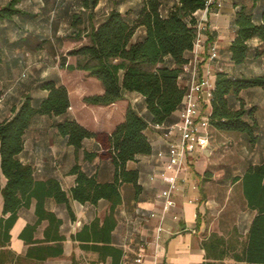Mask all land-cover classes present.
<instances>
[{
    "label": "crops",
    "instance_id": "1",
    "mask_svg": "<svg viewBox=\"0 0 264 264\" xmlns=\"http://www.w3.org/2000/svg\"><path fill=\"white\" fill-rule=\"evenodd\" d=\"M100 1L97 5L84 9L82 13V25L85 27L87 22L85 29L80 27L83 36L107 15L101 17L97 13ZM176 1L178 0H165V6L169 7ZM22 7L33 16L22 14L13 19L0 17V120L13 117L27 95L36 100L45 98L48 95V90L43 87L45 81L55 79L68 85L64 75L67 69L61 68V53L68 50L65 48L69 42H74L67 37L74 33L73 0H28ZM112 8L127 12L134 19L141 8V0H135L133 5L126 8L119 4ZM238 8L234 0H226L221 8L213 6L197 12L199 22L205 28L201 31V42L199 46H195L192 60L197 61L195 64L200 74L208 77L214 86L217 73L222 70L234 75H264V46L259 38L251 41V54L245 63L237 65L231 58L229 48L236 36L234 20ZM99 18L101 19L98 20ZM5 30L9 33L6 34ZM144 33L145 28H139L133 41ZM7 42L13 48H7ZM213 44L218 48L217 58L211 57L210 46ZM14 53L18 54L17 57H12ZM195 64L191 62L185 65L180 75L182 85L189 87ZM23 73L28 76L26 79L21 78ZM98 84L96 90L86 82L69 87L72 101L70 114L86 126L94 130H111L118 120L124 118L127 104H132L137 111L148 117L145 97L135 92L126 93L127 100L108 107L86 104L83 101L85 94L103 91L100 83ZM257 89L264 93V88ZM201 104L205 113L211 112L212 104L206 95ZM261 108H264V101L261 102ZM182 112L183 107L174 113L175 122L181 120ZM63 118L49 115L35 117L26 133L22 160L34 165L38 179H59L69 195L76 184V176L70 173L76 163L87 171L97 173L100 181L112 180L115 169L111 160L100 157L85 159V150L100 151L98 141L87 138L82 148L76 151L55 125ZM162 128L150 125L148 134L152 152L140 155L127 164L129 169L139 171L141 189H137L132 182L121 185L122 202L115 213L117 225L113 230L112 240L114 246L123 250L118 264H139V255H142L144 264H154L155 261L154 236L164 211L163 200L157 195L166 187L165 176L170 173L167 167L170 160L169 143ZM214 132L220 138L231 133L210 127L206 143L187 154L179 187L175 191V204L166 213L158 247L165 264H203L206 261H214L215 264L243 263L234 253L242 251L256 211L248 206L241 182L237 181L234 183L241 186L246 215L238 216L230 230H226L229 224L227 220L215 223L209 219L213 203L206 197L205 188L214 179ZM0 179L4 187L7 178L1 166ZM225 180L223 179V183ZM45 208L61 219L59 227L49 218L39 221L37 199L34 198L31 206L19 210L18 218L9 230V240L4 239L5 232H0V264H114L112 255L102 260L99 252L85 249L83 243L88 242L77 237L78 232L86 225L97 219H100L101 224L104 222L110 209L109 201L102 199L97 204L82 203L71 197L67 204L49 197ZM9 216L10 213H4V196L0 192V220ZM213 234L226 241L222 248H225L227 254L223 258L209 257L207 253L205 242ZM58 235H63L64 239H56ZM58 245L62 247L61 253H58Z\"/></svg>",
    "mask_w": 264,
    "mask_h": 264
},
{
    "label": "trees",
    "instance_id": "2",
    "mask_svg": "<svg viewBox=\"0 0 264 264\" xmlns=\"http://www.w3.org/2000/svg\"><path fill=\"white\" fill-rule=\"evenodd\" d=\"M99 1L73 0L74 8L77 3L79 7L74 12V33L67 37L78 45L62 51L61 68L85 71L100 83L103 91L85 94L83 101L86 104L108 107L127 100L126 93L135 92L145 97L148 117L127 104L124 118L111 130H94L70 114L69 86L55 79L45 81L43 87L48 90L45 98L36 100L27 95L13 117L0 120V166L7 178L4 187L0 179V192L4 196V213H10L9 217L0 220V232H5L4 239L9 240V230L17 220L19 210L31 206L34 198L37 199L39 221L49 218L58 227L61 219L45 208L49 197L67 204L71 197L94 204L105 199L110 202V209L104 222L95 220L78 232L77 237L88 242L83 243L85 249L99 252L102 260L112 255L114 264H118L123 250L114 246L112 240L117 225L115 213L122 202L121 185L132 182L141 189L139 171L129 169L127 164L152 152L148 134L151 124L162 126L164 132L176 123L174 113L183 107L188 91V86L180 83V75L193 59L198 36L197 12L205 9L207 0H178L169 7L165 6V0H141V8L134 19L127 12L112 8L83 36L80 30L83 16L79 10L93 7ZM22 2L10 0L0 8V17L13 19L22 14L32 15L20 5ZM234 2L239 8L234 20L236 36L229 50L233 62L241 65L251 54L254 38H259L264 46V0ZM141 27L145 28L144 35L133 41ZM69 56L75 58V62H68ZM257 87L264 88V75H234L219 71L211 101V127L245 134L250 143H255L260 124L256 108L245 106L243 93ZM39 115L63 116L55 125L76 151L82 148L85 139L95 138L100 151L85 150V159L111 160L115 169L113 179L100 181L97 173L83 169L79 163L70 170L76 176L70 195L59 179H38L34 165L23 161L21 154L25 149L27 130ZM233 180L241 182L248 206L256 211L247 241L242 251L234 256L243 262L241 264H264V159L250 164ZM56 239L63 240L64 237L58 235ZM60 245L58 253L62 252ZM224 245L225 239L217 234L205 242L209 257L214 258L226 256Z\"/></svg>",
    "mask_w": 264,
    "mask_h": 264
},
{
    "label": "rangeland",
    "instance_id": "3",
    "mask_svg": "<svg viewBox=\"0 0 264 264\" xmlns=\"http://www.w3.org/2000/svg\"><path fill=\"white\" fill-rule=\"evenodd\" d=\"M7 1L8 0H0V7ZM27 2L28 0H25L20 5L25 6ZM134 3L135 0H101L96 11H98L97 13L102 17L103 15H106L112 7L118 4L123 6V8H126ZM77 5L78 3L75 8L78 10L79 6ZM79 11L83 13L84 9L81 8ZM100 19L101 18L98 20ZM86 26L87 22L85 23V27L82 25L81 28L85 29ZM5 32L6 34L9 33L6 30ZM6 44L7 48H13V45L10 42H7ZM76 45H78L76 42H69L65 49H70ZM17 55V53H14L12 57H17ZM11 60H13V58H11ZM68 62H75V58L71 56L68 57ZM64 72L65 79L70 88L76 87L78 83L83 82H86V84L95 90L98 88L97 86L99 84L93 82L96 80L84 71L65 70ZM27 77L26 73H23L21 78L26 79ZM243 95L245 98V106L248 108H256V115L260 124L257 141L255 143H250L245 134L239 132H231L222 138L214 132L212 134L213 145L215 148L213 156L215 161H213L214 166L212 168L214 179L205 188L206 197L212 200L213 203L210 208L211 212L209 214V219L215 223L219 220H227L229 224L227 225L226 230L232 228V225L238 216L246 215L247 212L241 186L234 183V176L243 173L247 166L261 161L264 156V108H261V102L264 101V93L257 88H252L245 90ZM223 179H226L225 183H223Z\"/></svg>",
    "mask_w": 264,
    "mask_h": 264
},
{
    "label": "built area",
    "instance_id": "4",
    "mask_svg": "<svg viewBox=\"0 0 264 264\" xmlns=\"http://www.w3.org/2000/svg\"><path fill=\"white\" fill-rule=\"evenodd\" d=\"M226 0H207L205 10L210 7L221 8ZM205 26L202 22L198 23V36L196 45H200L201 31ZM211 57L217 58L219 56L218 48L215 44L210 46ZM194 64L197 61H190ZM189 64V63H188ZM214 84L206 76L200 74L196 64L192 69V77L188 87L187 94L184 99L182 118L180 121L170 125L164 136L169 143V163L167 165L170 173L165 176L167 185L159 193L158 197L163 200L164 211L160 216V222L157 226V232L154 236L155 261L154 264H165L159 255L158 247L161 239L162 231L164 230V220L166 213L175 204V191L179 187L181 172L186 163V157L189 151L195 150L199 145L205 144L207 137L210 135L209 129L211 127L209 115L205 113L202 108V99L206 97L212 101ZM139 264H144L142 255L137 258Z\"/></svg>",
    "mask_w": 264,
    "mask_h": 264
}]
</instances>
